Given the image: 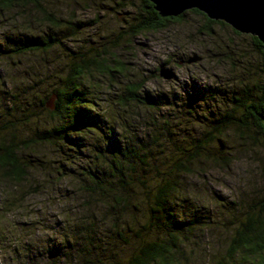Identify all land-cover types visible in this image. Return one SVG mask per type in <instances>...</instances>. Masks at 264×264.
Wrapping results in <instances>:
<instances>
[{
	"label": "rangeland",
	"instance_id": "rangeland-1",
	"mask_svg": "<svg viewBox=\"0 0 264 264\" xmlns=\"http://www.w3.org/2000/svg\"><path fill=\"white\" fill-rule=\"evenodd\" d=\"M37 2L35 5L29 0H22L6 6L4 0H0V132L8 136L14 130L8 132L4 125L9 121L17 122L15 118L19 115L16 114V109H11V105L16 102L12 94L18 88L25 89L24 84L37 78L39 85H42L41 96L46 95L68 73L73 61L80 57H105L113 67V72L108 74L91 68L84 81L92 94L95 112L112 126L108 127L106 122L104 126L100 123V127L95 130L74 135L80 141L81 150L78 154L64 155L58 146L48 143L37 144L53 157L51 160L36 155L34 150H28L37 144L21 150L19 156L25 165V171L22 178L13 179L16 182L24 178L28 168L49 167L50 171L45 174L52 179L51 172H55V190L63 191L65 197L70 196L80 186L87 188V171L101 169L104 160L100 158L98 139L105 128L112 129L111 135L115 137L112 139L116 141L124 126L132 124L138 127V137L148 138L155 134L153 142L157 143V147L160 149L166 145L163 150L168 151L169 155L174 154L186 146L188 141L198 137L196 133L203 130L207 117L211 120L223 115L230 108V99L234 95L240 96L242 89L250 86L254 94H261L264 88V61L252 36L237 35L228 25L214 23L207 27V22L201 15L187 11L182 20L169 22L163 30L136 35L132 33L131 26L137 21L139 13L144 15L142 0ZM43 35L58 38L60 44L47 51L24 54L14 51L19 44ZM169 44H172L171 48L168 47ZM234 49L238 51L234 52ZM193 56L200 60L188 63L187 60ZM117 63L120 68H114ZM163 66L173 68L177 78L170 81L162 78L159 69ZM240 66L244 67V71L238 70ZM153 77L155 80H150ZM146 80L159 84L157 89L144 87L143 94L152 95L154 100L161 101L164 105L161 112L156 110L151 114L144 105L134 102L126 106L116 105L115 102L124 94L127 86L135 83L144 85ZM39 103V98H36V104L32 108H36ZM142 113L143 118L137 120L136 117ZM154 114H158L157 117ZM152 120L168 122L165 136H157ZM49 125L47 123L45 126ZM39 128H42L41 123ZM18 130L21 132L20 138L24 139L33 131V127L19 126ZM230 130L233 135L239 136L234 133L235 130ZM239 139H250L257 145L263 143L261 136L253 131L242 138L239 136ZM216 146L220 151L230 150L222 138ZM154 152L155 156L158 153L160 155L159 151ZM196 163L200 164L202 161L197 160ZM239 164L248 167L245 161H240ZM52 165L55 167H51ZM186 173H182L179 178V181H184L182 185L179 183V188L188 187ZM198 176L206 178L203 173ZM3 180L0 176V186ZM195 183L192 181L193 186ZM62 184L69 187L61 188ZM261 191H264V185L241 200L239 205L235 200L229 201L233 207L225 204L227 197L224 192H214L211 199L219 203V209L212 204H202L196 208L191 203L193 196L177 197L180 204H173L178 216L191 224L187 225L185 235L182 236L185 245L176 255L174 264H229L227 250L235 229L234 223L243 219L252 209L257 212L263 207L264 195L260 194ZM240 208L245 211H239ZM36 211L39 212V209ZM137 213L139 212H135ZM50 215L54 216L55 213ZM14 223L18 227L29 226L27 221ZM62 223L57 217L55 224L59 226ZM87 223L85 218L82 226H87ZM92 223H95L94 216ZM43 226L49 231L53 230L52 225ZM111 227L112 221L106 231L112 233ZM45 243L49 245L47 251L51 259L58 251L56 237L46 236ZM256 259L244 264H264L260 258ZM236 260L240 261V256Z\"/></svg>",
	"mask_w": 264,
	"mask_h": 264
},
{
	"label": "trees",
	"instance_id": "trees-1",
	"mask_svg": "<svg viewBox=\"0 0 264 264\" xmlns=\"http://www.w3.org/2000/svg\"><path fill=\"white\" fill-rule=\"evenodd\" d=\"M19 1L22 0H4L6 6H11ZM29 1L35 5L38 4L37 0ZM142 2L144 15L139 13L137 21L131 26L132 33L136 35L163 30L169 22L180 21L186 14L185 12L175 18H163L155 10L154 4L150 0H142ZM191 12L201 15L206 20L207 27L214 23L227 25L222 21L208 19L196 9L191 10ZM234 32L241 35L235 30ZM251 38L264 61L262 43L257 37L252 36ZM59 44L58 38L43 35L19 44L14 51L17 54L47 51ZM91 68L102 74L113 72V67L109 65L105 57H80L79 60L73 61L71 69L61 77L59 84L53 87L50 93L41 96L42 85L40 86L37 78H34L28 84H24L25 89L18 88L12 94L16 102L11 105V109H16V114L19 116L15 118L17 122L9 121L4 125L6 131L9 132V130L14 129L13 132H9L8 136L0 132V176L2 178L11 177L18 180L23 177L25 165L19 154L21 150L31 147L33 144L48 143L58 146L64 155L78 154V151L81 150L80 141L74 135L95 130L100 127V123L104 126L106 122L108 127L112 126L108 120L104 121L95 112L92 94L84 83L91 72ZM114 68H120V64ZM143 88V83L127 86L124 94L115 102L116 105L126 106L130 102H134L144 105L151 114L156 110L161 112V107L164 105L158 99L154 100L152 95H144ZM241 92L240 96L234 95L230 99V108L223 115L211 120L207 117L208 120L203 123L202 135L188 141L186 146L180 148L179 152L170 154L165 159V163L168 162V159L172 160L170 167L175 170V179L168 181L165 188L157 189V197L151 206L146 207L145 213L153 234L144 240L140 247L131 251L124 264H174L176 261V255L185 245L182 236L185 235L187 225H190L191 222H186L184 218L178 216L167 189L179 188V178L182 173H188L191 170V162L198 160L197 157L201 155L199 149L208 142L209 138L214 140L215 144L221 140L220 136L211 137V132L205 130L222 131L223 128L228 127L235 130L234 133H238L241 138L253 131L261 136L264 143V88L261 90V94H254L250 86L242 89ZM36 98H39L40 103L36 108H32L33 104H36ZM50 100H53L52 107L47 106ZM157 115L154 114L155 117ZM33 117L37 119L33 120ZM152 121L154 130L156 134L158 133L157 136H165L168 122ZM39 123L42 124V128H39ZM47 123L50 124L48 127L45 126ZM19 126H32L33 131L31 130L29 136L21 139ZM123 129L119 133L121 136L116 137V141L112 139L115 138L111 135L112 129L108 128H105L103 135L98 139L100 141V148L98 149L100 158L104 161L101 169L86 172L85 176L89 181L86 189H88L89 184L92 185L91 190L105 186L114 187L107 184V181L113 176H123L125 172L134 171L137 164L143 165L155 156L152 144H155L156 148L159 149L157 143L153 142L155 141V134L148 138L138 137V127L132 126V124L125 125ZM7 137L10 139L8 140ZM194 146L196 151L192 150ZM143 171L145 169H141V172ZM113 205H120L121 210L130 209L126 213L129 217L128 221L118 217H113L111 220L112 236L123 237L124 234L133 231L129 224L135 219V212H140L141 209L137 204L129 203L128 194L123 189L117 191L112 197V204L109 205L110 213L113 211ZM254 210L247 212L243 219L234 223L235 229L231 234L232 237L227 250V263L229 264L252 263V260H257L256 258L264 261V205L257 212ZM237 256H240V261L236 260ZM241 261L243 262L241 263Z\"/></svg>",
	"mask_w": 264,
	"mask_h": 264
},
{
	"label": "clouds",
	"instance_id": "clouds-1",
	"mask_svg": "<svg viewBox=\"0 0 264 264\" xmlns=\"http://www.w3.org/2000/svg\"><path fill=\"white\" fill-rule=\"evenodd\" d=\"M236 22L241 26L253 27L254 30L256 28L252 22ZM258 24L260 29H264V16H261ZM168 47L171 48L172 44ZM238 70L244 71V67L240 66ZM150 80H155V77ZM150 80L144 81V87L159 88L158 83H150ZM142 118L143 113L136 117L137 120ZM205 131L211 132V137L220 136L230 150L220 151L215 141L209 138L199 149L201 155L197 159L202 163L197 164L193 160L191 171L185 174L188 187L167 190L176 205L180 204L177 197L193 196L191 203L194 207L212 204L219 209V203L211 199L217 191L226 194L225 204L228 207H233L229 204L232 200L239 205L241 200L264 185V143L257 145L250 139L241 140L228 127L222 131ZM202 134V131L196 133L197 136ZM180 139L183 140V137ZM164 147L166 145L157 149L153 145L152 150L159 151V156H153L143 165L137 164L134 171L125 172L123 176H113L107 181V184L114 187L91 190L92 185L89 184L88 189L80 186L67 197L63 191L55 190V172H51L52 179L45 174L50 171L49 167L28 168L19 182L11 177L5 178L0 186V264H124L128 254L153 234L145 213L146 207L151 206L157 197V189L165 188L168 181L175 179V170L170 167L172 160L168 159L165 163L169 152L164 151ZM28 150H34L43 159L53 158L39 144ZM192 150L197 149L194 146ZM240 161H245L248 167L240 166ZM141 169L145 171L141 172ZM199 173H203L206 178H200ZM192 181L196 182L195 186ZM179 183L182 185L184 181ZM64 187L69 185L62 184L61 188ZM120 189L128 194L129 203L137 204L141 211L129 224L132 232L123 237H113L106 231L112 218L129 220L126 214L130 211L128 208L121 210L120 205H113V211L109 212L112 197ZM260 194L264 195V191ZM239 211L245 209L240 208ZM57 217L63 222L59 226L55 224ZM85 218L87 226H82ZM15 221H27L29 226L18 227ZM45 224L52 225L53 230L49 231L43 226ZM46 236H55L58 246V251L51 259L47 251L49 245L45 243Z\"/></svg>",
	"mask_w": 264,
	"mask_h": 264
},
{
	"label": "water",
	"instance_id": "water-1",
	"mask_svg": "<svg viewBox=\"0 0 264 264\" xmlns=\"http://www.w3.org/2000/svg\"><path fill=\"white\" fill-rule=\"evenodd\" d=\"M155 10L163 17H178L187 11L196 9L202 12L208 19L222 21L236 32L257 37L264 50V29L259 28V20L264 16V0H150ZM236 21H248L256 25L253 27L241 26ZM199 57L193 56L188 63L197 62ZM159 75L166 79H176L173 68L161 67ZM52 101L48 103L52 107Z\"/></svg>",
	"mask_w": 264,
	"mask_h": 264
}]
</instances>
